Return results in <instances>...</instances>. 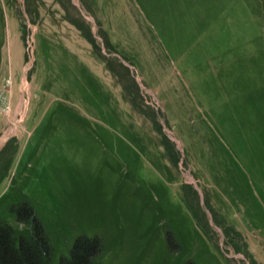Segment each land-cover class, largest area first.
<instances>
[{
    "label": "rangeland",
    "instance_id": "rangeland-1",
    "mask_svg": "<svg viewBox=\"0 0 264 264\" xmlns=\"http://www.w3.org/2000/svg\"><path fill=\"white\" fill-rule=\"evenodd\" d=\"M22 202L52 264L81 235L96 264H264V0H0L17 234Z\"/></svg>",
    "mask_w": 264,
    "mask_h": 264
},
{
    "label": "trees",
    "instance_id": "trees-1",
    "mask_svg": "<svg viewBox=\"0 0 264 264\" xmlns=\"http://www.w3.org/2000/svg\"><path fill=\"white\" fill-rule=\"evenodd\" d=\"M16 222L28 228L26 234H17L14 228L0 219V264H52L54 247L45 228L29 202H22L10 209ZM169 249L182 250L175 236L167 235ZM102 241L86 235L77 237L69 254L62 256L58 264H96L103 253ZM185 264H197L188 260Z\"/></svg>",
    "mask_w": 264,
    "mask_h": 264
},
{
    "label": "water",
    "instance_id": "water-1",
    "mask_svg": "<svg viewBox=\"0 0 264 264\" xmlns=\"http://www.w3.org/2000/svg\"><path fill=\"white\" fill-rule=\"evenodd\" d=\"M25 16L27 17L26 13H25ZM25 75H27V71H26V74Z\"/></svg>",
    "mask_w": 264,
    "mask_h": 264
},
{
    "label": "bare ground",
    "instance_id": "bare-ground-1",
    "mask_svg": "<svg viewBox=\"0 0 264 264\" xmlns=\"http://www.w3.org/2000/svg\"><path fill=\"white\" fill-rule=\"evenodd\" d=\"M26 86V82H25V85H24V87ZM25 91V90H24Z\"/></svg>",
    "mask_w": 264,
    "mask_h": 264
}]
</instances>
